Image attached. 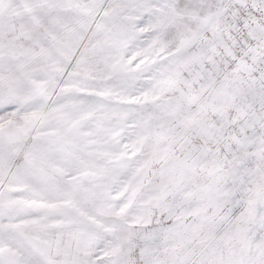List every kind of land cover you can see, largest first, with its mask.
Returning a JSON list of instances; mask_svg holds the SVG:
<instances>
[{
	"label": "snow or ice",
	"instance_id": "obj_1",
	"mask_svg": "<svg viewBox=\"0 0 264 264\" xmlns=\"http://www.w3.org/2000/svg\"><path fill=\"white\" fill-rule=\"evenodd\" d=\"M0 264H264V0H0Z\"/></svg>",
	"mask_w": 264,
	"mask_h": 264
}]
</instances>
